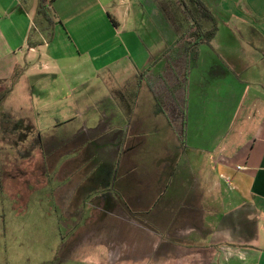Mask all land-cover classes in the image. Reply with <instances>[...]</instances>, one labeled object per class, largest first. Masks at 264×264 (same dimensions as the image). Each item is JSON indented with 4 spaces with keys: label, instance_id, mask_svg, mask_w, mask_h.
I'll return each instance as SVG.
<instances>
[{
    "label": "crops",
    "instance_id": "obj_1",
    "mask_svg": "<svg viewBox=\"0 0 264 264\" xmlns=\"http://www.w3.org/2000/svg\"><path fill=\"white\" fill-rule=\"evenodd\" d=\"M205 1L218 21L227 12L246 16L236 6L238 0ZM261 1L246 0L254 15L243 17L240 30L248 36L244 33L243 43L264 60ZM39 4L40 0H0V80L15 74L14 92L34 76L52 80L47 90L52 100L45 99L50 104L102 78L112 65L136 71L134 85H146L153 96L147 81L170 71V58L163 54L177 47L185 32L176 23L177 5L184 25L189 26L178 0H50L51 22L38 14ZM213 39L198 46L189 66L185 118L177 114L179 106L171 96L164 100L163 112L156 113V102L153 111L174 133L171 123L179 119L185 133L199 106L201 129L217 124L235 132L232 138L202 135L191 144L188 137H179L186 151L195 150L194 156L206 160L204 174L192 187L177 184L174 172L167 173L171 155L164 146L159 154L163 161L153 172H137L146 150L138 136L142 121L131 122L126 114L124 131L104 136L110 144L107 151L81 150L102 139L97 132L82 147L62 154L73 162L74 186L66 187L63 177L57 188L62 204L64 195L71 193L68 215L77 222L75 228L80 226L65 243L66 256H74L82 246L100 245L105 264H264V71L248 69L250 64L233 53L220 54L212 46ZM247 70L250 75L245 80L242 74ZM103 103L100 99L92 105L98 108ZM29 105L34 110V100ZM246 132L250 135L244 140ZM93 161H99L104 172L99 184L86 180L81 170L87 162L90 179ZM217 183L221 187H214ZM215 192L221 195L220 207ZM84 259L93 264L91 257Z\"/></svg>",
    "mask_w": 264,
    "mask_h": 264
},
{
    "label": "rangeland",
    "instance_id": "obj_2",
    "mask_svg": "<svg viewBox=\"0 0 264 264\" xmlns=\"http://www.w3.org/2000/svg\"><path fill=\"white\" fill-rule=\"evenodd\" d=\"M185 1L192 8V0ZM235 2L246 16L222 13V21H218V33L212 46L222 55L235 54L250 64L248 69L252 68L260 73L264 71V60L257 59L251 53L252 50L243 43L246 31L240 30L243 17L253 16L254 13L246 0ZM250 2L256 4V1ZM261 4L264 5V1ZM167 5L170 4L167 2ZM175 10L177 26L184 32L188 26L184 25L178 5ZM231 31H236L235 35ZM155 48L158 49L157 46ZM149 49L153 52L151 47ZM201 70L202 68L198 72ZM134 74H137L136 71L122 67L118 69V66L112 65L102 78L83 84L65 98H56L61 101L53 104L45 100H52V95L47 96L52 80L31 77L19 87L18 92H14L15 74L11 78L0 80V110H3L0 115V264H87L84 259L87 257V260L92 258L93 264H105L104 248L100 245L91 249L82 246L71 257L64 253L67 239L80 226L75 228L77 222L74 223V219L68 215L67 210L71 208L67 205L69 197L71 200V193L64 195L65 207L60 200L62 194L57 187L62 186L63 177L68 183L66 187L74 186V175L70 172L73 162H67L65 158L68 156L61 155L76 150L79 145L82 147L90 135L97 132L102 139L98 143L82 147L81 150L97 153L107 151L110 144L104 142L107 139L104 136L124 131L123 125L127 123L125 114L131 122L138 118L142 121L138 136L145 141L146 150L142 151L145 155L137 172H153L156 165L163 161L159 154L164 146L166 153L171 155L167 173L174 172L173 178L177 184H184L186 187L195 186V179L204 174L206 160L202 161L194 156L195 150L186 151L179 137L186 140L188 137L190 141L187 142L194 144L192 140L199 139L202 135L215 138L223 134L226 136L224 140H229L234 135L235 132L231 134L229 129H219L217 124L213 128L205 124L201 129L199 106L192 112L183 134L182 123L173 118L171 124L175 129L174 133L162 116L155 115V101L146 85L140 88L134 85ZM141 74L140 71L139 75ZM249 75L248 70L242 74L245 80ZM14 79L15 84H12ZM100 99H104L103 106L95 108L92 104ZM31 100L35 102L34 110L30 109ZM40 100L42 102L37 103ZM125 105L129 107V111L124 110ZM209 112L216 116L214 111ZM5 115L8 119L2 118ZM232 129L235 130V127ZM37 133L41 134V149L33 146ZM249 135V132L244 133V140ZM74 138L75 141H72ZM63 140L67 142H60ZM28 149H31L29 154ZM64 161L67 163L62 168ZM98 163L99 161H93L90 179L88 163L81 167L90 183L99 184L103 180L104 172ZM209 176H212L211 173ZM214 187L221 185L217 183ZM213 197L220 207L221 195L215 192ZM100 260H103L102 263Z\"/></svg>",
    "mask_w": 264,
    "mask_h": 264
},
{
    "label": "trees",
    "instance_id": "obj_3",
    "mask_svg": "<svg viewBox=\"0 0 264 264\" xmlns=\"http://www.w3.org/2000/svg\"><path fill=\"white\" fill-rule=\"evenodd\" d=\"M49 2L50 0H40L38 14L51 22L49 17ZM178 2L189 21L188 29L179 36L176 43L177 47L171 49L169 53L163 54L165 58H170L168 65L170 71L166 74L161 73L158 75L154 82L147 81V85L156 102V113L163 112L162 105L165 102L164 100L171 96V99L176 101L179 106L177 114L185 118L189 66L197 55L198 46L203 43L209 44L217 34L218 20L205 0H192V8L188 6L185 0H178ZM12 84H15V79ZM1 100L2 97L0 98V102ZM2 112L3 110H0V115H2ZM2 118L8 119V116L5 115ZM183 133L184 128L182 129ZM34 143L33 146L36 145L35 147L42 148L40 133H37ZM30 150L28 149L27 154H29Z\"/></svg>",
    "mask_w": 264,
    "mask_h": 264
}]
</instances>
